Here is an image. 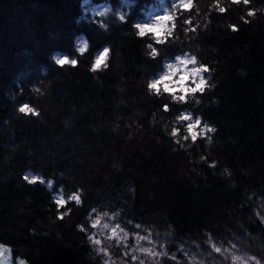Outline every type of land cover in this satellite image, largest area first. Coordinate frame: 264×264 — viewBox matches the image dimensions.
I'll list each match as a JSON object with an SVG mask.
<instances>
[{
	"label": "trees",
	"instance_id": "1",
	"mask_svg": "<svg viewBox=\"0 0 264 264\" xmlns=\"http://www.w3.org/2000/svg\"><path fill=\"white\" fill-rule=\"evenodd\" d=\"M174 2L0 0L8 10L0 11V242L14 257L29 264H231L215 245L264 264V0H192L190 10L176 9L164 43L137 35L134 25L165 7L172 15ZM80 34L89 43L83 56L74 50ZM146 42L165 58L195 54L209 87L184 103L148 95L144 82L161 58L145 55ZM106 44L108 67L90 71ZM54 50L76 66L49 61ZM185 109L202 118L198 133L205 124L216 131L193 142L176 125L181 138L172 137L164 125ZM33 176L44 182H30ZM73 193L80 205L68 200ZM137 236L147 239L137 245Z\"/></svg>",
	"mask_w": 264,
	"mask_h": 264
},
{
	"label": "clouds",
	"instance_id": "2",
	"mask_svg": "<svg viewBox=\"0 0 264 264\" xmlns=\"http://www.w3.org/2000/svg\"><path fill=\"white\" fill-rule=\"evenodd\" d=\"M177 7V4L172 5V17H174ZM169 11V8L165 7L164 14L155 17L153 23L147 25H134L135 28L139 29L137 35L143 38L147 34L151 33L152 35L149 36V40H154L157 43H164L162 37H164L166 34H171L173 30L172 28L166 26L168 21L173 20L170 18ZM96 15L100 16V12H97ZM248 15L254 16V12L249 11ZM117 16L120 21H123L120 14H117ZM76 22H79V18ZM99 26L105 30H107L108 27V25L103 22H101ZM140 33H142V35ZM144 47L146 56L150 57L151 59H156L157 57L161 58L160 67L154 74H150L144 82V86L148 95L163 97L167 94V96H169L173 102L184 103L186 102V100L194 99L197 92L203 93L205 91V88L209 87L208 81L211 79V77L204 75V73H206L208 69L201 63V61L195 54L184 51L180 54L168 56L167 58H165L166 54L162 53L160 50L154 47L153 43L146 42ZM88 48L89 43L87 38L84 37L83 34H80L79 39L74 42L75 52H77L80 56H83L88 51ZM109 55L110 46L106 44L93 54L92 63L90 64L89 70L96 71L99 69V67H95V65L100 66L101 64H103L104 68H107L108 64L106 61L108 60ZM48 60L59 66L70 65L72 67H75L77 64V61L74 57H70L67 52L61 53L58 50H54L49 55ZM41 72L46 74L47 69L42 68ZM196 103H200L199 99H196ZM21 108L19 109V111L21 113L25 112L21 111ZM164 108L165 111L169 110L167 105H165ZM172 119V126L169 128L168 124L166 123L164 125V128L172 137L177 139H180L181 137H179L178 135L180 133V127H177L176 125H181L183 127V131L187 133V136L182 138L187 139V137L190 136L193 142L197 139L198 134L200 136H203L205 130H207L208 128L212 129L211 132L216 131L214 127H208L207 124H205L204 127H200L198 133L196 129L200 126L202 118L200 116H196L195 119H193L192 112L187 109L180 111ZM183 122H187L186 125H184ZM25 179H28V177L25 176ZM36 180H39L41 183L44 182L43 178L38 176H33L30 181L34 182ZM53 183L54 182L52 180H48L47 186L51 188ZM78 197L79 195L77 193H73L68 196V200L75 201L77 205H80L82 201L80 197L79 199H77ZM55 202L58 205L64 204L65 201L63 195L61 194L60 197L55 200ZM92 211L95 212L96 209H92ZM64 215H68V213L66 212L64 213ZM103 215L108 216V213L105 212L103 213ZM100 219L101 217L97 216V218L92 222L93 226L99 224ZM109 227L110 225L108 223L102 225V229H107ZM117 228L118 226L116 228H113L112 231L116 232ZM118 238L122 240L125 237L123 235ZM233 248L235 249V246H233ZM100 251H103V249H100ZM139 251L143 252L141 250ZM220 253L222 255L227 253L226 259L230 258L231 264H261V261L257 257L243 252L239 249H225ZM134 259H137V257L135 256ZM140 262H143L144 264L143 260H141ZM0 264H29V261L22 255H17L14 257L13 247L11 245L0 242Z\"/></svg>",
	"mask_w": 264,
	"mask_h": 264
},
{
	"label": "snow or ice",
	"instance_id": "3",
	"mask_svg": "<svg viewBox=\"0 0 264 264\" xmlns=\"http://www.w3.org/2000/svg\"><path fill=\"white\" fill-rule=\"evenodd\" d=\"M173 4H177L178 5V7L179 8H183V9H185V10H190L191 9V7H192V0H177V2H174V3H172V5ZM172 5H171V7H172ZM130 6V5H129ZM177 7V8H178ZM176 8V9H177ZM176 11V10H175ZM220 11L221 12H223L224 11V9L223 8H221L220 9ZM107 13L106 12H100V16L101 17H103V16H105ZM121 15V18L124 20L125 19V16H124V14L123 13H121L120 14ZM157 16H160V15H157ZM156 16V17H157ZM170 18L171 19H174V17H172L171 15H170ZM185 23H191L190 21H185ZM142 24H145V25H147V24H149V23H142ZM138 25H140V24H138ZM139 30V29H138ZM193 31H195V29H192ZM141 35H142V33H140ZM95 67H99V65H95ZM31 111V109H26V108H21V111ZM207 131L208 132H211L212 131V129L211 128H208L207 129ZM31 182V181H30ZM77 199H79V197L77 198ZM118 227H119V225H117ZM106 227V226H105ZM140 226L138 225L137 226V228H139ZM116 234V232L115 231H113V235H115ZM127 233H124V239H126L127 238ZM90 239H91V237H90ZM142 239H147V237H140V236H137L136 237V241H137V245H139V242H140V240H142ZM119 238H117V242H119ZM95 243L96 244H99L100 243V241H95ZM139 250H141V251H143V252H145V253H150V254H154V253H151V250L150 249H148V248H143V247H140L139 248ZM213 250L214 251H216L217 253H219V252H221L222 251V249L221 248H218V247H216L215 245H213ZM135 258V256H133V259ZM140 264H143V262H140Z\"/></svg>",
	"mask_w": 264,
	"mask_h": 264
},
{
	"label": "bare ground",
	"instance_id": "4",
	"mask_svg": "<svg viewBox=\"0 0 264 264\" xmlns=\"http://www.w3.org/2000/svg\"><path fill=\"white\" fill-rule=\"evenodd\" d=\"M0 11H1V13H6L8 10L7 9H5L4 7H1L0 8ZM16 16L18 15V10H13L12 11ZM50 15V14H49ZM49 17H51V18H53L54 17V14L53 13H51V15L49 16ZM21 26H15L14 28H13V36H15V37H17V35L19 36V34L21 33ZM18 38V37H17ZM31 41V40H30Z\"/></svg>",
	"mask_w": 264,
	"mask_h": 264
},
{
	"label": "rangeland",
	"instance_id": "5",
	"mask_svg": "<svg viewBox=\"0 0 264 264\" xmlns=\"http://www.w3.org/2000/svg\"><path fill=\"white\" fill-rule=\"evenodd\" d=\"M157 15H163L162 13H160V12H155V13H153V14H151L150 16H149V18L146 20V21H144L143 23H153L154 22V20H155V17L157 16ZM169 22V21H168ZM168 22H167V25H168ZM142 24V23H141ZM166 25V26H167ZM59 198V197H58ZM57 198V199H58Z\"/></svg>",
	"mask_w": 264,
	"mask_h": 264
}]
</instances>
